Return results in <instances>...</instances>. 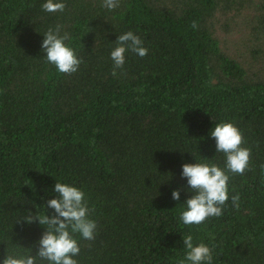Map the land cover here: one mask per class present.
Listing matches in <instances>:
<instances>
[{
    "label": "trees",
    "instance_id": "1",
    "mask_svg": "<svg viewBox=\"0 0 264 264\" xmlns=\"http://www.w3.org/2000/svg\"><path fill=\"white\" fill-rule=\"evenodd\" d=\"M45 2L0 0V264L38 251L46 227L22 218L53 214L56 182L94 209L78 264H180L189 234L215 245L212 264H264V0H64L55 13ZM57 24L84 61L71 75L41 47ZM127 31L148 54L126 53L113 76ZM221 121L243 132L249 169L230 174L221 216L185 225L182 165L225 166L210 136Z\"/></svg>",
    "mask_w": 264,
    "mask_h": 264
},
{
    "label": "clouds",
    "instance_id": "2",
    "mask_svg": "<svg viewBox=\"0 0 264 264\" xmlns=\"http://www.w3.org/2000/svg\"><path fill=\"white\" fill-rule=\"evenodd\" d=\"M103 6L113 10L119 7V0H103ZM41 7L49 13L63 12L66 3L64 0H46ZM192 27H197L195 21ZM62 28L61 24L49 27L43 34L41 47L49 63L55 65L60 73L71 75L78 71L84 61L68 43V34H61ZM143 44L141 37L132 31L118 36L116 46L110 54L114 62L113 76L117 75L116 69L123 68L126 53L132 52L141 58L148 54V49ZM210 136L216 141V152L225 155L226 163L223 168L211 160L182 165L181 176L187 178L192 192L191 198L184 202L185 210L180 214V220L185 225H199L209 217L221 216L223 206L229 199L230 174L243 175L249 169L251 148L243 146L246 144L244 134L234 122L221 121L210 131ZM54 191L58 194L57 197L48 200L45 206L46 209L54 210L53 214L46 212L41 215L28 211V215L22 218L28 224L38 221L46 227L38 241V251L35 255L18 252L6 254L2 264H43L44 261L48 264H78L74 257L79 255L80 246L75 236L79 234L88 241L95 239L97 223L90 218L94 209L89 207L81 188L56 182ZM180 192V189L173 190L172 198L179 201ZM239 199V195L231 197L236 208L240 206ZM183 244L187 251L180 264H212L215 245L211 248L203 242L194 245L191 234L183 237Z\"/></svg>",
    "mask_w": 264,
    "mask_h": 264
}]
</instances>
